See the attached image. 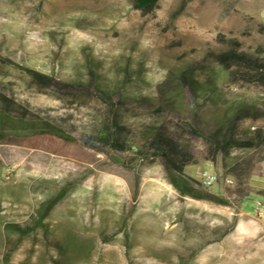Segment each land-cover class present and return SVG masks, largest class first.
Wrapping results in <instances>:
<instances>
[{"label":"rangeland","instance_id":"obj_1","mask_svg":"<svg viewBox=\"0 0 264 264\" xmlns=\"http://www.w3.org/2000/svg\"><path fill=\"white\" fill-rule=\"evenodd\" d=\"M0 109V264H264V0H0Z\"/></svg>","mask_w":264,"mask_h":264},{"label":"trees","instance_id":"obj_2","mask_svg":"<svg viewBox=\"0 0 264 264\" xmlns=\"http://www.w3.org/2000/svg\"><path fill=\"white\" fill-rule=\"evenodd\" d=\"M132 5L134 8L140 9L141 11H150L155 6L157 0H131ZM243 56L239 53V51L230 49L224 52H221L216 55L217 60L219 63L223 66V69L228 70L229 69V62L230 61H241ZM227 72H230L229 70ZM183 78V77H182ZM210 84H207L205 86L206 89L213 90L214 84L210 81L208 82ZM178 90L174 89L173 92H171L168 95L169 101L167 102L168 105L173 104V99L177 97ZM13 123H15V119L11 117L8 113H5V110L0 109V125L1 127L3 125H11L13 126ZM223 124L220 125L218 128H216L215 135H213L214 139L218 142L219 137L222 136L224 132L229 130ZM218 135L217 134H220ZM259 136L257 133L256 136ZM5 138V135L3 133V129H0V142L3 141ZM179 145L173 140V138L165 135L164 133H161L158 130H154L151 134V138L148 141V149H151L156 155H159L164 160L165 164L170 166L173 170H175L178 174L181 173V167H182V161L186 160V156L183 155L182 151L179 149ZM179 157V158H177ZM169 167V168H170ZM169 182L176 188L180 189L181 192L187 193L190 188L188 187L187 183L182 180L181 178L177 177L174 178L173 175H169ZM192 194V191H189ZM63 194V191L55 195L50 201H48L41 211L39 212V215L37 216L36 225H41V222L43 218L45 217L47 210L52 206V204L59 199ZM194 196H203L200 193H195ZM210 200H214L217 202H224L220 201V199L216 197H207Z\"/></svg>","mask_w":264,"mask_h":264},{"label":"built area","instance_id":"obj_3","mask_svg":"<svg viewBox=\"0 0 264 264\" xmlns=\"http://www.w3.org/2000/svg\"><path fill=\"white\" fill-rule=\"evenodd\" d=\"M199 178H200V183L203 187H210L216 181L217 177L213 171L209 169H203L199 173Z\"/></svg>","mask_w":264,"mask_h":264},{"label":"bare ground","instance_id":"obj_4","mask_svg":"<svg viewBox=\"0 0 264 264\" xmlns=\"http://www.w3.org/2000/svg\"><path fill=\"white\" fill-rule=\"evenodd\" d=\"M11 55V54H10Z\"/></svg>","mask_w":264,"mask_h":264}]
</instances>
